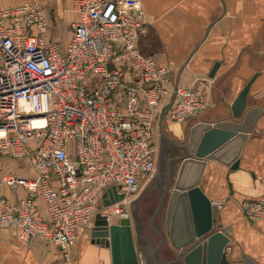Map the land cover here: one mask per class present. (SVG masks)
<instances>
[{
	"label": "built area",
	"instance_id": "1",
	"mask_svg": "<svg viewBox=\"0 0 264 264\" xmlns=\"http://www.w3.org/2000/svg\"><path fill=\"white\" fill-rule=\"evenodd\" d=\"M72 2L78 20L65 46L48 37L38 2L0 10V158L27 160L32 171L0 176V228L55 245L68 261L81 229L98 213L129 216L124 206L156 175L160 119L186 124L207 105L200 89L141 52L139 0ZM113 186L125 197L104 209ZM5 189L26 195L14 202ZM240 210L264 222V195Z\"/></svg>",
	"mask_w": 264,
	"mask_h": 264
},
{
	"label": "crops",
	"instance_id": "2",
	"mask_svg": "<svg viewBox=\"0 0 264 264\" xmlns=\"http://www.w3.org/2000/svg\"><path fill=\"white\" fill-rule=\"evenodd\" d=\"M27 1L30 0H0V10ZM34 1L41 5L47 18L48 37L65 46L78 20L72 0ZM139 1L146 14V25L139 41L141 52L157 58L160 65L170 66L182 87L200 89L207 103L200 116L186 124L160 119L168 139L161 136L173 145L169 160L184 153L174 144H184L194 124L232 119L231 106L252 80L247 108L260 107L264 111V0ZM216 63L219 66L212 77L210 74ZM239 165L238 170L231 171L221 163L208 161L201 188L212 203L224 202L217 218L222 226L232 227L230 247L234 254L231 259L264 264V222H249L240 210L242 201L264 195L260 183L264 178V114L258 118L243 148ZM179 167L180 164L175 168L176 175ZM8 173L31 176L29 161L0 158V176ZM166 182L167 173L164 178L156 174L131 200L130 210H127L139 226L132 228L134 240L144 241L151 264H172L174 259L169 242L158 248L161 237L168 239L165 227L162 229L159 225L163 215H155ZM3 195L17 202L26 192L5 189ZM150 197H155L154 207L141 214L139 209L143 201ZM39 204L44 212L43 203ZM164 206L166 208L167 203ZM144 217L142 226L140 218ZM92 226L80 230L71 261L55 245L40 240L25 243L18 229L0 228V264H112L110 248L92 242Z\"/></svg>",
	"mask_w": 264,
	"mask_h": 264
},
{
	"label": "water",
	"instance_id": "3",
	"mask_svg": "<svg viewBox=\"0 0 264 264\" xmlns=\"http://www.w3.org/2000/svg\"><path fill=\"white\" fill-rule=\"evenodd\" d=\"M218 66L216 63L210 76H214ZM252 81L231 106L233 120L198 122L189 129L184 144H174L184 153L168 160L167 182L156 209V213L163 215L161 227H165L168 238L160 236L158 248L170 243L172 264H248L230 258L226 247L231 243L232 227L218 222V209L202 190L201 181L208 161L221 163L231 171L239 169L243 148L264 114L260 107L247 108ZM159 128L160 135L168 139L162 120ZM124 197L113 186L104 193L102 207L108 209ZM133 226L139 228L134 217L114 220L98 213L91 228L92 242L110 248L112 264H151L144 241L134 240Z\"/></svg>",
	"mask_w": 264,
	"mask_h": 264
},
{
	"label": "rangeland",
	"instance_id": "4",
	"mask_svg": "<svg viewBox=\"0 0 264 264\" xmlns=\"http://www.w3.org/2000/svg\"><path fill=\"white\" fill-rule=\"evenodd\" d=\"M157 143H158V164H157L156 174L158 177L164 178L167 173L166 171H167V166H168V160L170 157V153L173 151V145L170 143V141L168 142L165 139H163L160 134L158 135ZM7 161H12V160H7ZM124 209L130 210L129 205H125ZM113 210L114 209L112 208L109 211L111 212ZM114 220H116L115 217H114ZM229 252H230L229 256L230 258H232L234 254L233 247H230Z\"/></svg>",
	"mask_w": 264,
	"mask_h": 264
},
{
	"label": "flooded vegetation",
	"instance_id": "5",
	"mask_svg": "<svg viewBox=\"0 0 264 264\" xmlns=\"http://www.w3.org/2000/svg\"><path fill=\"white\" fill-rule=\"evenodd\" d=\"M154 198L155 197H150L147 200L143 201V203H142V205H141V207L139 209V212L141 214H145L146 212H148L149 210H151L154 207ZM158 200L160 201V197H159ZM133 207L134 206H132L131 208H133ZM156 209H157V207H156ZM156 209H155V215L158 216V215H160V213H156ZM140 223H142V226H143V223L145 224V217L143 219L140 218ZM159 225L160 226L162 225V220L161 219H160Z\"/></svg>",
	"mask_w": 264,
	"mask_h": 264
}]
</instances>
